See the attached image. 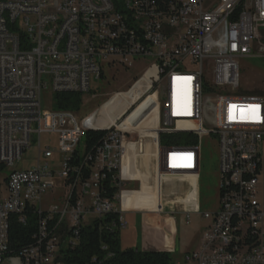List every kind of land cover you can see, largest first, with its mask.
I'll use <instances>...</instances> for the list:
<instances>
[{
  "label": "built area",
  "instance_id": "2783aa9c",
  "mask_svg": "<svg viewBox=\"0 0 264 264\" xmlns=\"http://www.w3.org/2000/svg\"><path fill=\"white\" fill-rule=\"evenodd\" d=\"M58 6H73L74 16L52 18ZM77 24H86L87 32ZM247 58L264 59V0H0V264H67L64 249L55 257V247L66 246L72 233L69 245L75 246L81 228L112 214L118 217L112 227L124 230L118 204L129 182L123 176L128 150L142 153L152 141L161 185L190 175L199 181L206 138L218 143L220 207L203 214L210 225L184 264H264V96L238 94L240 61ZM142 60L152 64L126 91L140 86V95L114 123L104 126L98 112L79 122L77 113L43 110L45 92L95 98L94 79ZM148 102L165 122L164 131L152 135L130 122ZM19 105H26V114L21 130H12L11 113H19ZM184 112H196L199 125H190ZM89 127L106 135L82 178L83 165L71 160L84 154ZM178 134L189 144L162 145V136ZM45 135L58 137L56 152L42 143ZM221 137H233L235 150L225 149ZM34 144V165L15 169ZM54 155L67 195L44 209L54 189ZM108 185L117 190L111 198ZM28 205L40 218L37 244L9 255L11 219L25 224ZM231 209H240V216H231ZM200 213L198 204L182 212L186 225ZM114 259L104 245L101 256L84 264Z\"/></svg>",
  "mask_w": 264,
  "mask_h": 264
},
{
  "label": "rangeland",
  "instance_id": "374dc122",
  "mask_svg": "<svg viewBox=\"0 0 264 264\" xmlns=\"http://www.w3.org/2000/svg\"><path fill=\"white\" fill-rule=\"evenodd\" d=\"M130 69L117 68L113 70H106L105 77L100 80H93L92 95L95 98H86L81 110L76 114L78 121L88 119L98 112L97 120L104 126L114 123L122 115L125 114L133 98H137L140 86L134 90L126 92L139 80L144 72L151 66V60H142L131 62ZM240 90L239 95L242 96H264V59L247 58L240 61ZM124 92V93H123ZM117 93H122L114 97L110 102L106 103L112 96ZM54 95L51 92H45L42 98L43 110L53 111ZM106 103V104H105ZM105 104V105H104ZM104 105V106H103ZM103 106V107H102ZM143 125L147 128L156 129V131L163 130V122L157 121L156 109L152 102L146 103L138 112V116L133 122ZM96 129V127H89ZM144 135H149L146 133ZM42 143L48 146L53 152L58 150V137L56 135H45L42 138ZM85 143V141H84ZM201 170L199 179V203L201 207L200 214H192L189 225H186V216L180 213L178 208L168 205L166 209L174 213V217L178 223V232L173 243L174 253L172 259L175 263L184 264V257L193 251L199 249V242L203 238L206 229L210 222L204 219V213L214 214L220 207V175H219V149L217 140L214 138H206L201 142ZM82 151H84V144H82ZM38 146L34 144L30 150L25 154L23 162L16 164L15 169H27L34 165V161L38 156ZM58 155H54L53 163L56 164L54 177V189L44 197L43 208L47 209L53 205H60L61 199L66 197L67 191L63 189V181L57 176L60 172L58 165ZM137 184L129 187V190H136ZM180 189V188H179ZM187 189V188H184ZM173 186H165V198L168 200L174 199L171 196ZM173 205L176 204L172 202ZM179 204V203H178ZM168 213V212H167ZM127 216L128 226L121 230V247L126 249H141V221L142 217L133 215L131 218ZM147 219L152 222L156 221L157 216H147Z\"/></svg>",
  "mask_w": 264,
  "mask_h": 264
},
{
  "label": "trees",
  "instance_id": "16d2710c",
  "mask_svg": "<svg viewBox=\"0 0 264 264\" xmlns=\"http://www.w3.org/2000/svg\"><path fill=\"white\" fill-rule=\"evenodd\" d=\"M85 97L79 94L63 93L54 95L53 109L57 111H71L78 113L85 102ZM160 131H164L160 130ZM106 133L102 131L88 132L85 138V151L80 157L76 153L72 157V164L84 167L82 178H88L91 167L94 164V158L97 149ZM189 137L185 134L173 136H162V145H187ZM109 186V185H108ZM108 197H113L117 192L113 186L108 187ZM26 223L19 222V217L15 216L10 222V251L9 255L20 256L23 251L37 244L39 237V221L37 207L28 205L24 211ZM116 214L105 218L102 222L97 221L92 226H86L79 230L77 243L75 246L69 245L72 241V235L68 236V244L63 246L65 261L67 264H84L88 263L95 256L103 254V246L106 245L115 253V264H174L172 256L166 252H143L141 250L126 249L121 247V231L112 227V222L117 220ZM102 223V224H101ZM102 225V226H101Z\"/></svg>",
  "mask_w": 264,
  "mask_h": 264
},
{
  "label": "crops",
  "instance_id": "0c3cea01",
  "mask_svg": "<svg viewBox=\"0 0 264 264\" xmlns=\"http://www.w3.org/2000/svg\"><path fill=\"white\" fill-rule=\"evenodd\" d=\"M152 135V134H151ZM137 148L133 146L128 150L123 176L127 179L128 185L122 193V200L118 204L126 222L127 216L139 215L141 221V250L143 252H166L172 256L174 253L173 243L178 232V223L167 215L166 207L170 204L178 208L182 213L191 210L195 205H199V181L193 175L178 178L177 180L169 178L161 185L157 180V160L156 150L152 141L147 140L141 148V152H136ZM200 179V178H199ZM137 184L136 190H129V187ZM173 186L171 196L174 199L165 198V186ZM180 188V189H179ZM187 188V189H184ZM176 203L173 205V203ZM179 203V204H178ZM161 206L165 214L158 213L157 207ZM157 216L156 221L152 222L147 216ZM175 215V214H174ZM130 216L129 219L132 217ZM132 223H133V218ZM128 226V222H127ZM199 242V248L201 245ZM133 249V248H132Z\"/></svg>",
  "mask_w": 264,
  "mask_h": 264
},
{
  "label": "bare ground",
  "instance_id": "6f19581e",
  "mask_svg": "<svg viewBox=\"0 0 264 264\" xmlns=\"http://www.w3.org/2000/svg\"><path fill=\"white\" fill-rule=\"evenodd\" d=\"M74 16L73 6H58V9L52 11V18H66ZM77 31L87 32L86 24H77ZM22 114H26V105H19V113H11V128L12 130H21ZM184 119H190V125H199V117H196V112H184ZM137 124V130L140 134H153L155 129L147 128ZM165 129V122H163ZM221 145H225L227 150H235V142L233 137H221ZM159 205L157 208L159 209ZM231 216H240V209H231ZM55 257H62V247H55Z\"/></svg>",
  "mask_w": 264,
  "mask_h": 264
},
{
  "label": "water",
  "instance_id": "95a60500",
  "mask_svg": "<svg viewBox=\"0 0 264 264\" xmlns=\"http://www.w3.org/2000/svg\"><path fill=\"white\" fill-rule=\"evenodd\" d=\"M87 132H94L93 128H87Z\"/></svg>",
  "mask_w": 264,
  "mask_h": 264
}]
</instances>
